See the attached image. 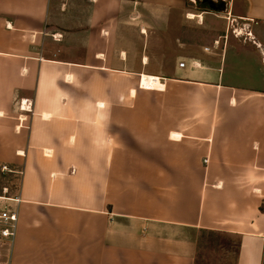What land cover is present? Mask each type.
<instances>
[{
	"label": "crops",
	"instance_id": "0c3cea01",
	"mask_svg": "<svg viewBox=\"0 0 264 264\" xmlns=\"http://www.w3.org/2000/svg\"><path fill=\"white\" fill-rule=\"evenodd\" d=\"M188 2L0 0L8 264H194L196 230L264 264V0L230 2L244 54L192 43Z\"/></svg>",
	"mask_w": 264,
	"mask_h": 264
},
{
	"label": "rangeland",
	"instance_id": "374dc122",
	"mask_svg": "<svg viewBox=\"0 0 264 264\" xmlns=\"http://www.w3.org/2000/svg\"><path fill=\"white\" fill-rule=\"evenodd\" d=\"M201 0H189L188 13L196 15L191 19L190 25L184 27L183 31H187L192 43L195 45H205V47L211 48L215 46V40H218L214 50H219L224 47L226 38L223 36L228 35L230 44L235 42V48L241 51L243 54L247 51L253 52L254 46L252 42L248 40V29L245 28L242 20L233 22V26L237 29V33H233L232 22L229 23L231 12V0H225V8L218 9L212 8L208 3L201 6L199 3ZM188 13L185 14L188 18ZM201 15V17H199ZM229 27V29H228ZM258 51V49H255ZM259 53V51H258ZM252 54V53H251ZM261 56V55H260ZM252 55L251 58H254ZM260 59L262 57H259ZM12 170V169H11ZM12 170L13 175L10 173H4L2 179L3 187L6 186L9 190L15 184H18V176ZM2 187V188H3ZM2 188L0 193L2 192ZM196 242V254L194 264H234L235 255L237 251L238 239L236 236L222 233L218 231L210 230H196L194 232ZM9 257L8 250L0 247V264H6Z\"/></svg>",
	"mask_w": 264,
	"mask_h": 264
},
{
	"label": "built area",
	"instance_id": "2783aa9c",
	"mask_svg": "<svg viewBox=\"0 0 264 264\" xmlns=\"http://www.w3.org/2000/svg\"><path fill=\"white\" fill-rule=\"evenodd\" d=\"M194 2V0H190ZM203 2V0H201ZM219 1V0H213ZM225 1V0H224ZM232 22V30L233 33H237V29L233 26L234 20H230ZM217 42V41H215ZM204 50H208V47H205ZM179 66L183 67L184 62H179ZM17 108L20 111H25L28 113H32V101L29 98H22L16 102ZM1 172H12V170L6 165H0ZM17 175H20L21 171H13ZM21 201L18 195V184L14 185L12 190H9L6 186L2 188V192L0 193V247L8 250L10 255L13 240L16 233L17 222H18V205ZM9 257L7 258L6 264H8Z\"/></svg>",
	"mask_w": 264,
	"mask_h": 264
},
{
	"label": "bare ground",
	"instance_id": "6f19581e",
	"mask_svg": "<svg viewBox=\"0 0 264 264\" xmlns=\"http://www.w3.org/2000/svg\"><path fill=\"white\" fill-rule=\"evenodd\" d=\"M189 18H194L196 15L189 13L188 14ZM142 86H144L145 88H153V87H159L160 84L158 82L157 78L154 77H147V76H143L142 79Z\"/></svg>",
	"mask_w": 264,
	"mask_h": 264
},
{
	"label": "water",
	"instance_id": "95a60500",
	"mask_svg": "<svg viewBox=\"0 0 264 264\" xmlns=\"http://www.w3.org/2000/svg\"><path fill=\"white\" fill-rule=\"evenodd\" d=\"M203 2L208 3L212 8H218L220 10L225 8L224 0H219V1L203 0Z\"/></svg>",
	"mask_w": 264,
	"mask_h": 264
},
{
	"label": "trees",
	"instance_id": "16d2710c",
	"mask_svg": "<svg viewBox=\"0 0 264 264\" xmlns=\"http://www.w3.org/2000/svg\"><path fill=\"white\" fill-rule=\"evenodd\" d=\"M201 6H204V5H206V3L205 2H200L199 3ZM5 175L2 173V172H0V191H1V188L3 187V184H2V179L1 178H3Z\"/></svg>",
	"mask_w": 264,
	"mask_h": 264
}]
</instances>
